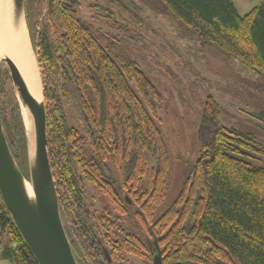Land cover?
Segmentation results:
<instances>
[{
    "label": "trees",
    "instance_id": "1",
    "mask_svg": "<svg viewBox=\"0 0 264 264\" xmlns=\"http://www.w3.org/2000/svg\"><path fill=\"white\" fill-rule=\"evenodd\" d=\"M160 1L203 44L264 78V3L241 15L232 0ZM46 4V24L37 42L33 30L29 38L59 214L77 264H129V256L152 264L154 239L163 264H264V166L252 162L264 151L253 136L224 126L222 107L207 95L197 159L162 207L170 182L168 146L156 122L162 94L136 61L109 53L113 41L79 17V0ZM42 5L24 0L36 15ZM0 116L26 176L24 128L8 78L0 81ZM85 181L105 202L100 210L85 203ZM3 233L2 258L37 264L0 200Z\"/></svg>",
    "mask_w": 264,
    "mask_h": 264
},
{
    "label": "rangeland",
    "instance_id": "2",
    "mask_svg": "<svg viewBox=\"0 0 264 264\" xmlns=\"http://www.w3.org/2000/svg\"><path fill=\"white\" fill-rule=\"evenodd\" d=\"M239 14L264 0H232ZM79 17L105 38L113 41L112 55L137 62L162 94L157 123L168 146L170 182L162 207L177 195L186 168L199 152L198 128L204 98L211 95L222 107L220 122L239 134L253 136L264 151V78L238 61L225 57L212 44H203L194 29L165 12L160 0H79ZM47 20V4L38 15L24 8L26 33H38ZM103 44H106L103 41ZM7 66L0 61V81L7 78ZM69 123L76 125L73 113ZM252 162L264 166V153H254ZM87 199L100 210L102 198L88 182ZM101 199V200H100ZM7 242L0 235L2 246ZM129 264H149L129 256ZM8 260V259H7ZM10 264H13L8 260Z\"/></svg>",
    "mask_w": 264,
    "mask_h": 264
},
{
    "label": "water",
    "instance_id": "3",
    "mask_svg": "<svg viewBox=\"0 0 264 264\" xmlns=\"http://www.w3.org/2000/svg\"><path fill=\"white\" fill-rule=\"evenodd\" d=\"M24 8V0H9L7 15L12 25L19 24L21 16L24 19ZM28 39L32 49L29 33ZM35 60L41 78L36 55ZM0 61H4L7 66L6 77L11 83L20 109L27 162L25 176L8 145L0 116V200L37 264H77L58 209L47 152L44 97L41 100L36 97L35 94H39L38 85L32 87L31 82L18 71L7 55L1 54ZM40 86L42 88V80ZM18 97L23 103L26 119L30 122L29 128L25 126ZM101 168L107 174L104 167ZM73 179L77 185L75 174ZM152 243V264H163L156 240ZM103 252L109 260L105 248Z\"/></svg>",
    "mask_w": 264,
    "mask_h": 264
},
{
    "label": "bare ground",
    "instance_id": "4",
    "mask_svg": "<svg viewBox=\"0 0 264 264\" xmlns=\"http://www.w3.org/2000/svg\"><path fill=\"white\" fill-rule=\"evenodd\" d=\"M9 0H0V55H7L16 65L18 71L31 82L32 87L38 85L39 94L36 97L43 98L42 88L40 86L41 78L39 77L38 66L36 65L35 55L32 51L26 33L24 19L21 16L20 23L12 25L8 17ZM35 93V91H34ZM19 98L20 106L23 113L26 128H29L30 122L24 114L23 103ZM28 189L30 185L27 184Z\"/></svg>",
    "mask_w": 264,
    "mask_h": 264
},
{
    "label": "flooded vegetation",
    "instance_id": "5",
    "mask_svg": "<svg viewBox=\"0 0 264 264\" xmlns=\"http://www.w3.org/2000/svg\"><path fill=\"white\" fill-rule=\"evenodd\" d=\"M85 182H87V181H85ZM87 195V194H86ZM123 195H125L124 193H123ZM88 197V196H87ZM79 198H80V194H79ZM99 198H101V197H99ZM125 198H127L126 197V195H125ZM101 200V199H100ZM79 201H80V199H79ZM84 201H85V203L86 204H89V205H94V203H93V199H92V197L88 200L87 198L86 199H84ZM79 207H80V202H79ZM94 207V206H93ZM95 208V207H94ZM104 248V247H103ZM103 248H102V252H103ZM106 249V248H105ZM103 255L105 256V254H104V252H103ZM106 257V256H105ZM107 258V257H106ZM108 260V259H107ZM109 260H110V257H109Z\"/></svg>",
    "mask_w": 264,
    "mask_h": 264
},
{
    "label": "crops",
    "instance_id": "6",
    "mask_svg": "<svg viewBox=\"0 0 264 264\" xmlns=\"http://www.w3.org/2000/svg\"><path fill=\"white\" fill-rule=\"evenodd\" d=\"M0 264H10L7 259H0Z\"/></svg>",
    "mask_w": 264,
    "mask_h": 264
}]
</instances>
